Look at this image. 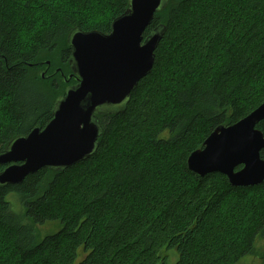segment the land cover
Returning a JSON list of instances; mask_svg holds the SVG:
<instances>
[{"label": "trees", "instance_id": "trees-1", "mask_svg": "<svg viewBox=\"0 0 264 264\" xmlns=\"http://www.w3.org/2000/svg\"><path fill=\"white\" fill-rule=\"evenodd\" d=\"M105 5L108 19L97 23L95 0H0V154L44 128L77 82L65 78L73 72L69 33H109L129 0ZM160 24L154 67L125 111L99 116L96 152L0 185V264H240L257 253L264 182L235 187L219 172L200 177L187 160L215 127L264 102V0H169L145 37ZM257 128L264 133V120ZM166 169L175 174L158 187ZM50 221L62 226L38 240L37 226ZM241 221L244 246L220 240L227 224Z\"/></svg>", "mask_w": 264, "mask_h": 264}, {"label": "water", "instance_id": "water-1", "mask_svg": "<svg viewBox=\"0 0 264 264\" xmlns=\"http://www.w3.org/2000/svg\"><path fill=\"white\" fill-rule=\"evenodd\" d=\"M168 2L129 0L109 33L80 28L69 33L73 72L65 78L75 76L77 82L57 99L53 118L44 128L38 126L15 137L0 154V164L6 165L0 172V185L20 184L42 168L64 170L96 152L103 133L99 116L125 111L132 91L154 67L166 26H156L146 37L144 33ZM263 120L264 102L239 121L218 125L203 147L191 152L188 168L200 177L222 173L235 187L262 184L264 133L257 125Z\"/></svg>", "mask_w": 264, "mask_h": 264}, {"label": "rangeland", "instance_id": "rangeland-1", "mask_svg": "<svg viewBox=\"0 0 264 264\" xmlns=\"http://www.w3.org/2000/svg\"><path fill=\"white\" fill-rule=\"evenodd\" d=\"M96 1V6H95V14L93 16H91V22H102L104 23L105 20L108 19V5H105V1L106 0H95ZM60 2H64L60 0ZM100 12H97V11ZM102 11V12H101ZM98 13V14H97ZM89 22V21H88ZM90 23V22H89ZM57 62L58 59H57ZM58 68H60V66H58ZM57 68V69H58ZM48 67L47 69H41L38 71V73H42L45 72V75L47 73ZM51 70V69H50ZM55 72V71H54ZM48 73H50V71H48ZM46 77V76H45ZM2 107L0 106V109ZM156 169H158V167L156 166ZM175 171H169V170H163V176L158 178V183H160L158 185V187H161V185L163 184V179L164 177L170 176V175H174ZM232 203L234 204L235 208H238L241 206V202L238 199V197H234L232 200ZM230 201V202H231ZM241 209H238L237 211H240ZM239 219L242 220L243 216L240 215H244L243 212L239 213ZM246 225L247 223L241 221L240 223L238 222H231L229 224H227V229H226V233L223 237H221V241L226 240V239H231L233 240L235 243H237V245H245L246 244V239L248 237V231H246ZM62 225L60 224V221H50V222H45L43 225H38L37 226V231L39 234V238L38 240H41L45 235H47L48 233H52V232H56ZM255 249L257 251V253L255 255H247L245 256L242 260L240 264H261L262 263V255L264 253V238L258 237L255 239Z\"/></svg>", "mask_w": 264, "mask_h": 264}, {"label": "bare ground", "instance_id": "bare-ground-1", "mask_svg": "<svg viewBox=\"0 0 264 264\" xmlns=\"http://www.w3.org/2000/svg\"><path fill=\"white\" fill-rule=\"evenodd\" d=\"M145 77V76H144Z\"/></svg>", "mask_w": 264, "mask_h": 264}]
</instances>
